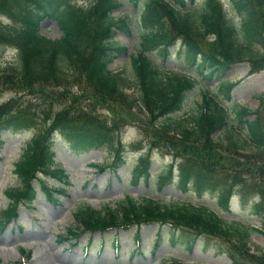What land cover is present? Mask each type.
Masks as SVG:
<instances>
[{
  "label": "trees",
  "instance_id": "16d2710c",
  "mask_svg": "<svg viewBox=\"0 0 264 264\" xmlns=\"http://www.w3.org/2000/svg\"><path fill=\"white\" fill-rule=\"evenodd\" d=\"M78 1L0 0V47L17 49L14 61L0 63V81L15 83L18 78V87L32 80L45 85L55 82L62 89L53 93L46 90L47 95L52 93L51 100L61 98L66 106L52 116L47 130L38 129L16 163L23 186L7 191L12 202L3 211L4 220L15 217L18 202L33 199L32 179L37 177L38 171L51 173L53 131L56 129L75 147L109 149L115 154L114 167L121 164L125 148L116 135L119 130L114 133V129L129 120V116L118 113L116 107L120 111L128 107L126 113L138 109L139 114L150 122L166 116L160 130L152 133L158 143L165 133L172 135V139L166 137L170 139L169 147L184 158L179 164L181 187L189 184L198 193L218 190L223 201L222 195L230 193L236 185H247L245 175L262 177L261 200L256 203L255 211L264 216V164L261 166L256 162L259 149L264 147V123L260 120V111H254L257 113L254 118L248 107L237 104L232 114L202 84L203 77L220 79L219 87L231 84L230 79H224L226 73L234 64L244 61L251 63V73L264 69V51L257 46L262 44L264 31V0H228L239 14L241 23L228 15L223 0H134L140 3L136 24L142 42L140 50L132 54L129 73L114 72L109 67L118 53L125 50L114 39L116 31L128 29L131 23L128 17L113 14L116 8L124 5L123 0H90L87 7L79 5ZM31 3L44 14L31 9ZM45 16L57 20L62 31L59 38H50L39 31V20ZM3 17H8L11 22L6 23ZM19 20L22 25L18 24ZM178 41L181 50H186L188 60L203 75L201 79L163 69L148 54L154 48L167 54ZM208 44L212 45L211 49L206 48ZM70 77L76 85L85 80V89L74 91L67 83ZM129 88H134L135 93H128ZM195 88L199 89L201 99L192 102L188 112L185 109L188 93ZM83 97L84 102L90 103L85 110L81 107L72 110L73 105L83 106ZM263 101L261 97V103ZM67 102L70 104L66 105ZM100 104L121 117L120 121L117 118L111 125L95 120L88 107ZM234 114L239 122L233 121ZM35 121L32 107H24L16 97L0 104V130L35 128ZM243 129H246V135L240 132ZM220 131L222 134L214 138L213 135ZM247 149H250L249 154L245 153ZM147 160V154L139 158L134 168V181L141 176L148 180ZM171 176L172 169L169 175L161 174L160 186L170 182ZM74 214L80 224L76 233L69 230L74 236L82 232V227L90 231L112 227L131 230L133 226L140 229L155 223L160 228L169 227L172 235L190 229L195 234L188 239L191 244L200 234L215 235L227 242L228 254L234 264H239L240 256H247L250 233L255 231L207 206L180 199L167 203L159 198L143 197L139 201L128 195L116 207L107 205L99 210L84 203ZM140 235L138 230L135 233L138 241ZM163 264L183 263L174 260Z\"/></svg>",
  "mask_w": 264,
  "mask_h": 264
},
{
  "label": "rangeland",
  "instance_id": "374dc122",
  "mask_svg": "<svg viewBox=\"0 0 264 264\" xmlns=\"http://www.w3.org/2000/svg\"><path fill=\"white\" fill-rule=\"evenodd\" d=\"M90 0H79V4L88 6ZM202 1V0H198ZM225 1L227 13L231 17H235L241 23V18L236 10L232 8V3ZM124 5L114 11V15L128 17L131 21L129 29L122 31L117 30L115 41L123 45L126 49L115 57L110 67L116 71H124L129 73L131 67V55L141 48L142 35L140 28L137 27V17L140 6L139 2L134 0H123ZM30 8L43 15V11L30 4ZM128 12V14H127ZM40 31L51 38H59L61 35L60 28L54 18L43 17L39 20ZM22 25V21H18ZM213 39V38H211ZM262 50V45H257ZM212 48L211 44L206 47ZM262 48V49H261ZM156 63L163 69L181 72L188 76H198L202 78L201 72L195 65L188 60L186 50H181V45L172 46L166 54L158 48H154L149 52ZM15 51H7L0 47V63L11 59ZM251 63L248 61L240 62L233 65L224 79H231V85L218 87L219 79H210L203 77L202 83L208 85L213 91L211 94L216 96L218 100L225 105L233 114L235 105L245 106L250 109V116L254 117L260 111V120L264 123V101L260 102L261 97L264 100V69L251 73ZM15 83H8L6 80L0 81V104L16 97L24 107L31 109L34 113L35 124L46 129L51 124L52 116L63 110L66 106L61 98L56 97L51 100L54 91L62 88L57 87V83L51 82L45 85L37 80H32L28 84L18 87L19 79ZM74 91L85 89L86 83L82 79L80 85H76L73 77L67 80ZM233 83V84H232ZM82 84V86H81ZM47 91H51V95H47ZM128 93L134 94V89L129 88ZM20 96V98H19ZM201 99L200 91L195 88L188 93L187 107L192 106V102ZM85 97L81 99L82 104L73 105L72 110L81 107L85 110L88 102H84ZM109 102V101H108ZM111 105V102H109ZM67 102L66 105H69ZM31 106V107H30ZM93 111V117L97 121H104L113 124L114 120L119 118L113 111H110L104 104L95 107L89 106ZM124 107L121 111L116 107V111L129 116V120L121 122L114 129L121 130L123 143L133 145L134 147L143 146L140 150L132 148L126 156V164L122 166L117 173L111 169L98 171L94 167L95 164H106L111 162L113 158L110 151L102 149H92L88 151H80L72 144L67 142L62 136L56 134L54 141L55 150V166L62 172L55 175H41L42 179L47 180L49 187V195L54 199L48 198L42 188V182L34 181L37 190V201L29 206H21L19 209V217L8 223L4 229L0 224V264H48L46 259L49 257V263L56 264H163L172 263L179 260L184 264H234L224 250V243L219 238L208 235H201L194 241L193 247L188 242L194 234L190 229L177 231V235H172L169 227L160 228L159 224H151L141 226L140 229L134 227L128 232L116 231L111 229L105 232L83 233L78 237L71 236L69 230L76 228L79 223L73 216V212L80 206L89 204L96 209H102L104 206L110 205L116 207L126 195H131L135 199L143 197H154L164 201L171 202L177 199L190 201L195 204H205L212 207L221 206L223 214L230 219H239L242 224L251 230L248 254L240 256L239 264H264V232H262V217L254 211L255 199L259 200L262 185V177L253 174L245 175L247 185H237V188L244 190L247 194L244 202L238 197L232 200V209H226L218 202L216 193H197L192 187L184 189L178 186L177 177L172 183H166L160 186L157 181L160 171L164 167L169 168L170 163L175 161L174 151L171 150L168 141L172 139V135L167 133L162 136V140L157 143L158 147H152L151 140L145 135V130L149 131V135L153 136V130H160L161 123L166 116L160 118L159 121L146 120L144 115L139 114L138 109H131L126 113ZM233 121L236 114L233 115ZM128 123L127 125H125ZM111 124V125H112ZM243 135L247 134L246 129L240 131ZM34 132L32 131H2L0 144V218L2 211L7 208L10 203L6 195L7 190L19 188L22 182L15 172V163L20 159L26 143L31 139ZM222 131L217 132L213 137H218ZM238 134V133H237ZM170 139H167L166 137ZM154 138V137H153ZM147 150L150 154L149 171L151 177L158 179L145 181L144 178L138 180L137 183L131 178L132 169L135 161L138 159L140 151ZM260 155L256 160L261 166L264 164V147L259 149ZM250 153V149L245 151ZM224 162V159L222 160ZM223 172V171H222ZM176 174V170H175ZM62 177V178H60ZM61 188V189H60ZM256 196V197H254ZM260 229V230H259ZM140 231L141 242L135 243L134 235ZM115 237L119 239L121 248L116 251ZM89 247V248H88ZM233 247H236L233 245ZM88 248V249H87ZM49 254L48 256H45ZM246 255V253H243ZM240 255V254H239Z\"/></svg>",
  "mask_w": 264,
  "mask_h": 264
},
{
  "label": "bare ground",
  "instance_id": "6f19581e",
  "mask_svg": "<svg viewBox=\"0 0 264 264\" xmlns=\"http://www.w3.org/2000/svg\"><path fill=\"white\" fill-rule=\"evenodd\" d=\"M49 254H47V255H45V256H48ZM49 261H50V258L48 257L47 259H46V262L48 263V264H56V263H49Z\"/></svg>",
  "mask_w": 264,
  "mask_h": 264
},
{
  "label": "water",
  "instance_id": "95a60500",
  "mask_svg": "<svg viewBox=\"0 0 264 264\" xmlns=\"http://www.w3.org/2000/svg\"><path fill=\"white\" fill-rule=\"evenodd\" d=\"M263 41H264V36H263Z\"/></svg>",
  "mask_w": 264,
  "mask_h": 264
}]
</instances>
